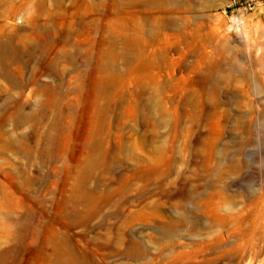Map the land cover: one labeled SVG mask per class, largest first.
I'll return each mask as SVG.
<instances>
[{
  "label": "rangeland",
  "instance_id": "374dc122",
  "mask_svg": "<svg viewBox=\"0 0 264 264\" xmlns=\"http://www.w3.org/2000/svg\"><path fill=\"white\" fill-rule=\"evenodd\" d=\"M131 1L0 0V42L12 37L24 51L9 65L18 83L0 74V115L15 101L24 113L36 111L42 85L56 86L73 111L53 130L56 158L44 164L21 144L44 147L49 121L2 126L0 264H48L60 237L96 264H164L168 241L179 248L219 229L203 215L209 204L231 217L259 193L264 199V0H176L178 9L166 14ZM87 53L113 69L86 68ZM109 97L113 109L95 122L96 104ZM81 169L84 186L74 182ZM89 189L99 198L113 190V205L83 222L78 210ZM8 191L24 198L19 213L33 212L17 234L2 217L5 203H14ZM139 212L146 216L121 221ZM172 220L176 229L165 236L161 224ZM130 240L135 257L123 253ZM227 242L183 264H205Z\"/></svg>",
  "mask_w": 264,
  "mask_h": 264
},
{
  "label": "bare ground",
  "instance_id": "6f19581e",
  "mask_svg": "<svg viewBox=\"0 0 264 264\" xmlns=\"http://www.w3.org/2000/svg\"><path fill=\"white\" fill-rule=\"evenodd\" d=\"M178 4L179 3H177L176 0H132L130 2L131 6L157 9L161 12L163 11L165 14L176 11L179 7ZM104 24L109 26V31H106V35H104L105 31L103 32L102 40L109 43V51H111L113 47V33L111 34L112 31H110L111 23L110 21H105ZM49 37L50 36H45L43 38L46 39ZM40 38L42 39L41 36ZM17 45L18 44H15L14 38L12 37L0 42V74H4V78L13 84L18 83L19 81L17 78H14V76H11L14 74L8 75L10 73L9 65L20 63L22 61V56L24 55V51L19 48V45ZM37 46H43L44 50L48 49V47L43 45L42 42ZM33 53L34 47L28 46L25 55L30 57ZM82 62L86 68H91L96 71H106L107 68L113 69V61L104 60L103 58L100 60L94 59L88 53L84 55ZM44 70L46 72L52 71L50 68ZM79 74L81 75V72H79ZM80 75L79 77H76L77 83L71 87L72 91H76L80 87ZM41 92L44 95V98L38 103L36 111L22 112V105L17 101H15L14 108H6L5 115H0V137L3 134L2 126L6 121H11L13 125H18L24 120H30L35 124H42L44 121H49L48 127L42 130L41 137H39V139L42 138L43 141H41L44 142V147L31 149L26 146V144H21L26 153H38L42 158V164H44L47 163L48 158H56V154L51 151L53 150L51 147L55 148V141L53 140L54 134L52 133L53 130H62L64 127L63 121L68 119L73 114V111L72 109L64 108L62 106L61 103H63V101L59 100L57 97L56 86L42 85ZM112 109L113 98L109 97L105 100L102 106L96 104V111L94 112L93 120L100 123L104 122V119H106L105 117ZM51 115L53 116V119L50 120ZM9 147L15 149L11 142H9ZM81 170L83 172H81ZM81 170L75 175L74 179L75 185L78 186H84L86 181L85 176L87 173L85 175V171L83 169ZM153 174L157 179H160L162 176V174L157 171ZM25 176L29 186L30 183H32L33 176L28 174ZM262 184L264 185V177ZM19 187L20 186L18 185L14 186L15 190L22 191ZM91 192V189L86 191V200L83 201L84 208L78 210L83 213V222L89 218L96 217L105 206L110 204L113 205V190L109 191V193L103 198L96 197ZM150 195L151 194L143 195L141 200H145L150 197ZM7 196L9 199L13 200L14 203H5V208L2 210V217L11 223L10 228L15 234H17V232L22 229L21 219L32 217L33 212L29 209H25L22 213H19L18 209L23 208L24 198L14 197L13 192L11 191L7 192ZM76 213L77 211L75 209L71 212L69 211V214L71 215H76ZM67 214L68 212L65 211L64 215ZM145 214V212H139L136 215L128 214L123 216L121 221L123 223H128L136 217H145ZM203 215L209 220V222L217 225L219 229L214 230V232L208 230L199 240L181 244L179 248L175 247L176 245L173 241H168L164 246L167 251L163 254V258L165 259L163 261L164 264H170V262L174 264H183L185 261L192 259V256L195 253L203 249L214 247L222 242H227V239L229 238H231L230 241L228 240L225 245L218 249H214L211 257L205 259V264H252L253 262L264 264V199L262 192L259 193V195L252 197V199H250V201L234 216L227 217L226 215L220 214L218 209L214 208V206L212 207L211 204L205 208ZM118 216L120 215L118 214ZM176 226L177 223L175 220L167 221L161 224V231L166 236L173 233ZM223 227L226 228L223 229ZM49 242L50 239L45 240V244ZM137 247L138 243L135 240H130L127 249H125L123 253L135 257L137 255ZM51 255L53 260L50 259L48 264H96L83 253L80 257H77L74 249L68 245L65 237H60L55 241ZM221 258L224 259V262L218 261ZM217 261L219 263H217Z\"/></svg>",
  "mask_w": 264,
  "mask_h": 264
}]
</instances>
